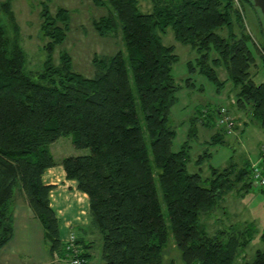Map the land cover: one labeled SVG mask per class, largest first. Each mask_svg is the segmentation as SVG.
<instances>
[{
  "label": "trees",
  "instance_id": "trees-1",
  "mask_svg": "<svg viewBox=\"0 0 264 264\" xmlns=\"http://www.w3.org/2000/svg\"><path fill=\"white\" fill-rule=\"evenodd\" d=\"M94 2L108 7L94 20L96 28L105 34L121 24L127 54H96L92 76L73 68L67 50L59 63L53 61V48L69 28L68 8L55 15L45 9L42 28L50 37L49 56L44 68L33 70L20 43L13 0L0 3L13 25L10 32L0 18V248L14 235L12 203L18 189L44 226L54 258L50 264H68L50 199L53 184L42 176L58 163L50 144L71 135L75 146L89 151L60 162L89 195L90 228L102 235L100 264H177L166 251L172 244L183 264H264L262 249L253 259L236 262L257 231L254 222L210 233L202 220L228 191L252 189V162L213 166L203 177L188 169V144L172 148L176 128L170 114L182 84L172 72L179 57L175 45L166 44L161 34L172 25L177 39L197 48L200 70L219 83L210 60L216 49L213 63L227 67L238 87L239 106L249 107L264 127V79L256 81L258 70H253L258 54L264 59V38L248 29L245 2L261 21L260 11L252 0H153L151 11H142L139 0ZM227 25V35L218 32ZM261 29L264 35L262 23ZM195 66L190 61L191 70ZM222 107L200 108L204 114L195 118L212 125ZM220 125L213 140L225 143L229 128ZM77 243L88 259L96 240L77 236Z\"/></svg>",
  "mask_w": 264,
  "mask_h": 264
},
{
  "label": "rangeland",
  "instance_id": "rangeland-1",
  "mask_svg": "<svg viewBox=\"0 0 264 264\" xmlns=\"http://www.w3.org/2000/svg\"><path fill=\"white\" fill-rule=\"evenodd\" d=\"M5 0H0V3ZM13 10L19 23V39L27 54V67L37 70L45 66L49 56L47 43L49 35L44 33L42 23L45 9L55 15L61 7L70 10L69 28L63 41L56 43L52 51L55 63L61 61L62 53L67 50L73 58V68L87 76L95 73L94 56L114 54L122 50L127 54L126 41L121 24L108 33H100L94 24V20L108 12L106 5H98L94 0H13ZM142 11L153 9V0H139ZM246 24L252 34L260 40L264 35L261 29V21L258 12L249 2H245ZM0 18L10 28L13 25L4 11L0 10ZM238 25L235 23L234 28ZM230 26L218 28V32L227 35ZM162 39L166 44H174L178 60L173 64L172 72L176 80L182 84L178 91V99L172 106L170 123L176 128V136L172 148L180 149L188 144L189 160L188 169L199 171L206 177L211 174L213 166L223 168L232 161L243 164L247 158L259 161L264 167V127L261 121L253 116L249 107H240L237 102L238 87L229 78V71L224 64H214V58L218 51L213 49L210 53L211 63L216 67L220 82L212 79L206 72L200 70L196 63L200 55L197 48L190 43L177 39L172 25L163 32ZM190 61L196 66L191 70ZM258 70L256 81L264 79V59L258 54ZM225 80V81H224ZM225 106L231 116H238L237 131H225L226 142L214 141L213 134L221 127L218 123L219 114L216 112V122L212 125L202 123L196 115L204 114L208 107ZM201 108V109H200ZM227 128L226 125H222ZM234 129V128H233ZM56 156L82 154L89 151L88 147H77L72 141L71 135H65L51 144ZM16 202L24 200L16 190ZM24 204V202H23ZM164 208L166 204L164 203ZM210 233H215L219 228L230 225L244 226L254 222L257 228L252 241L243 247L236 262L245 259H253L258 249L264 250V190L249 189L239 191L234 188L228 191L219 202V206L213 214L204 215L202 218ZM17 224V217H15ZM97 240L94 254L101 250L102 235L99 231L94 236ZM45 244L49 250V241L45 238ZM169 256L177 258V264H183L179 251L175 244L167 248Z\"/></svg>",
  "mask_w": 264,
  "mask_h": 264
},
{
  "label": "crops",
  "instance_id": "crops-1",
  "mask_svg": "<svg viewBox=\"0 0 264 264\" xmlns=\"http://www.w3.org/2000/svg\"><path fill=\"white\" fill-rule=\"evenodd\" d=\"M233 118L235 126L231 132L237 131L238 128L239 117L234 115ZM52 152L58 163L47 167L42 177L45 183L53 184L50 199L60 218L61 237L65 240L69 233L74 231L78 237L97 240L94 237L97 231L90 228L91 209L88 193L79 188L76 178L67 176L60 162L65 155L56 156L53 150ZM249 159L252 163L256 161ZM20 196L24 199L22 203L18 205L17 199L12 203L14 235L8 244L0 248V264H50L54 258L45 244L44 226L33 213L25 196L21 194ZM15 217H17V224ZM94 247L91 248L92 255L88 258V262L100 264L101 250L98 254H94Z\"/></svg>",
  "mask_w": 264,
  "mask_h": 264
},
{
  "label": "built area",
  "instance_id": "built-area-1",
  "mask_svg": "<svg viewBox=\"0 0 264 264\" xmlns=\"http://www.w3.org/2000/svg\"><path fill=\"white\" fill-rule=\"evenodd\" d=\"M236 2L240 4L239 0H236ZM218 123L226 125L230 131L233 130L235 121L233 116L228 112V108L225 106L221 108ZM262 161L261 158L259 161L252 163V189H260L261 187H264V168L260 165ZM65 241L68 250V255L65 258V261H67L68 264H88V259L82 255V247L77 243V235L74 231L69 233Z\"/></svg>",
  "mask_w": 264,
  "mask_h": 264
},
{
  "label": "water",
  "instance_id": "water-1",
  "mask_svg": "<svg viewBox=\"0 0 264 264\" xmlns=\"http://www.w3.org/2000/svg\"><path fill=\"white\" fill-rule=\"evenodd\" d=\"M252 1L261 13L262 16L261 23L264 25V0H252Z\"/></svg>",
  "mask_w": 264,
  "mask_h": 264
}]
</instances>
